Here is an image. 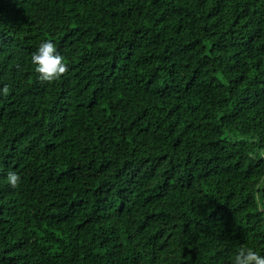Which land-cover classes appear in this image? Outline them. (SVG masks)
Segmentation results:
<instances>
[{
    "label": "trees",
    "instance_id": "1",
    "mask_svg": "<svg viewBox=\"0 0 264 264\" xmlns=\"http://www.w3.org/2000/svg\"><path fill=\"white\" fill-rule=\"evenodd\" d=\"M242 247L264 254V0H0V264Z\"/></svg>",
    "mask_w": 264,
    "mask_h": 264
},
{
    "label": "clouds",
    "instance_id": "2",
    "mask_svg": "<svg viewBox=\"0 0 264 264\" xmlns=\"http://www.w3.org/2000/svg\"><path fill=\"white\" fill-rule=\"evenodd\" d=\"M31 63L35 66V71L43 81H53L66 71L63 56L57 50L56 45L51 40H42L35 52L31 55ZM2 91L7 92V87ZM8 183L15 187L20 177L16 172L10 171L7 174ZM232 264H264V254L251 248H240L232 261Z\"/></svg>",
    "mask_w": 264,
    "mask_h": 264
}]
</instances>
